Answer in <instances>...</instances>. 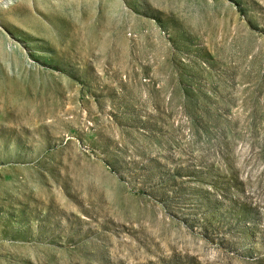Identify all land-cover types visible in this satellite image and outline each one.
I'll use <instances>...</instances> for the list:
<instances>
[{
    "label": "rangeland",
    "instance_id": "obj_1",
    "mask_svg": "<svg viewBox=\"0 0 264 264\" xmlns=\"http://www.w3.org/2000/svg\"><path fill=\"white\" fill-rule=\"evenodd\" d=\"M0 264H264V0H0Z\"/></svg>",
    "mask_w": 264,
    "mask_h": 264
}]
</instances>
